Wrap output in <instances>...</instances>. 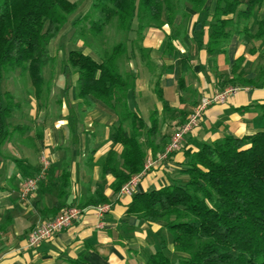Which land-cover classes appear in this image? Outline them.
Listing matches in <instances>:
<instances>
[{"label": "trees", "instance_id": "obj_1", "mask_svg": "<svg viewBox=\"0 0 264 264\" xmlns=\"http://www.w3.org/2000/svg\"><path fill=\"white\" fill-rule=\"evenodd\" d=\"M80 4L69 0H0V160L11 161L23 179L38 172L39 166H28L9 149L4 153V147L18 142L31 145L26 134L33 121L22 107L27 100L39 107L49 106L58 66L49 45ZM263 4L264 0H214L213 5L212 0H91L88 10L71 23V41L81 42L82 48L67 53L66 60L59 63V72L65 77L76 76L74 93L83 117L97 103L114 114L116 123L109 130L108 141L120 145L121 151L110 150L94 163L92 148L83 159L84 166L91 170L97 165L102 178L112 176L110 187L118 194L143 171L147 158L164 152L170 141L163 133L164 125L175 121L179 128L187 119L184 111L170 107L163 98L160 83L165 66L156 63L143 46L150 28H169L162 50V57L169 59L175 51L173 43H184L191 12L204 15L209 27L205 45L209 55L225 54L235 35L252 46L250 53L259 51L255 76L248 79L241 69L243 58L236 59L230 64L228 77L218 76L222 89L262 88L264 19L256 22L254 32L248 24ZM180 60L182 72H188L189 56L180 54ZM139 67L147 72L151 91L161 105L147 120L135 102ZM15 73L24 82L27 100L22 102L18 94L13 97L1 90ZM22 114L26 122L12 125L16 115L23 119ZM95 127L92 139L99 135V127ZM186 157V169L181 172L186 176L184 182L131 197L127 215L160 224L171 238L172 251L161 239L147 264H264V128L242 138L224 136L197 151H188ZM69 166L66 156L56 168V201L43 210L44 217H54L70 206L84 209L108 202L99 191L89 190L70 204Z\"/></svg>", "mask_w": 264, "mask_h": 264}, {"label": "crops", "instance_id": "obj_2", "mask_svg": "<svg viewBox=\"0 0 264 264\" xmlns=\"http://www.w3.org/2000/svg\"><path fill=\"white\" fill-rule=\"evenodd\" d=\"M261 19H264V4L249 21L251 32L256 30V22ZM169 32L167 26L148 29L143 46L151 51L156 63L165 66L160 83L164 100L187 116L202 98L211 97L223 88L218 76H229L232 61L243 58L242 71L248 79L255 76L259 51L250 53L252 46L246 39L233 36L225 54L209 55L206 52L209 27L204 15L191 12L184 43L174 42L175 51L168 59L162 57V50ZM79 43H76L77 49L82 47ZM180 54H187L190 58V69L186 73L182 72ZM138 72L135 102L147 120L153 109L161 110V105L151 91L147 72L141 67ZM58 74L47 108L38 105L32 108L35 101H30L28 114L33 124L26 136L31 139V145L9 143L3 151L5 153L9 149L32 168L38 166L40 152H45L51 161L47 178L28 203L19 199L22 175L11 161L0 160V264H147V258L156 252L161 239L172 251L170 235L160 224L139 221L127 215L132 196L119 197L114 193L110 187L114 181L112 176L102 178L97 165L91 170L84 166L83 159L92 148L95 150L94 163L110 150L121 151L120 145H112L108 141L109 130L116 123V118L100 103L83 117L74 93L76 76ZM176 123L165 124L163 133L171 138L177 128ZM95 126L99 127V135L92 139ZM263 128L264 86L243 87L225 104L211 105L204 111L198 125L185 135L180 151L165 159H158L160 154H157L153 158L155 165L139 179L133 194L158 190L173 182H184L186 176L181 172L186 169L188 151H197L201 145L212 144L224 136L242 138ZM66 156L70 162V204L86 196L89 190L99 191L108 200L104 205H109V210L100 217L96 206L86 207L68 229L36 247H28V233L38 222L48 219L43 216V210L51 208L56 201L58 184L55 180L59 175L56 168Z\"/></svg>", "mask_w": 264, "mask_h": 264}, {"label": "built area", "instance_id": "obj_3", "mask_svg": "<svg viewBox=\"0 0 264 264\" xmlns=\"http://www.w3.org/2000/svg\"><path fill=\"white\" fill-rule=\"evenodd\" d=\"M242 89L243 88L241 87L227 86L211 97L202 98L193 111L187 116L185 123L174 131L168 145L165 147L164 152L159 155L158 159H165L169 155L181 150L185 135L198 125L204 111L209 106L215 104H225L231 96L235 95ZM155 163L156 161L154 159L147 158L143 166V171L132 177L129 182L124 184L118 192V196H132L134 187L139 179L145 175L155 165ZM38 166V172L21 181L19 199L24 203H28L30 201L32 194L46 179V174L50 169L51 161L45 152H40ZM95 209L101 217L103 214L108 212L109 205H98ZM81 212L82 209H79L76 206H70L60 211L56 216L38 222L28 233V247L33 248L42 242L53 239L55 235L68 229L75 221H77Z\"/></svg>", "mask_w": 264, "mask_h": 264}, {"label": "rangeland", "instance_id": "obj_4", "mask_svg": "<svg viewBox=\"0 0 264 264\" xmlns=\"http://www.w3.org/2000/svg\"><path fill=\"white\" fill-rule=\"evenodd\" d=\"M69 1L70 2L80 1L81 4H80L78 10L75 12V14L72 15L69 22L64 25V27L59 32L58 36L49 45L50 54L52 56H55L57 61H58V66H57L56 71H55L56 75H55L54 79L52 80L53 86H55V83L58 82V78H59L58 73H59L60 61L66 58V55L70 50L77 49V45L73 44L71 41L72 33H73L71 23L74 19H76L78 16L82 15L83 13H85L88 10L91 0H69ZM80 45L81 44L79 43V46ZM48 74L49 73L47 70L46 71V77L47 78H48ZM20 79L21 78L19 76H17V73H15V75H13L12 77H10L4 81L3 86L1 85V90L7 91V92L9 91L11 96H13V97L17 96V94H18L19 100L22 102V100L23 101L27 100V97H26L25 87L23 86L24 82L22 83V81ZM55 90H57V89H55ZM30 101H32V100H30ZM30 101L29 100L25 101V103H27L28 106L25 103H24L25 107L23 106L24 104L22 105L23 106L22 108H25L24 109L25 113H28L30 110V108H29ZM37 105H38L37 103L32 102V108H35ZM22 115L24 116L23 119L19 118L18 115H16V118H14V120L12 121V125H17L21 121L26 122L25 115L24 114H22ZM19 119H21V120H19ZM9 147L10 146H8V148ZM171 260L173 263L177 262L175 257H171Z\"/></svg>", "mask_w": 264, "mask_h": 264}]
</instances>
